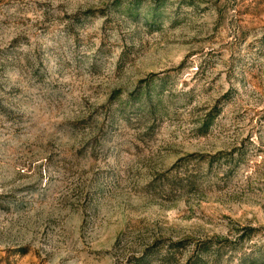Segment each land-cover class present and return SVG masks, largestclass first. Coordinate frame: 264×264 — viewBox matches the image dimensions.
Instances as JSON below:
<instances>
[{
    "label": "rangeland",
    "instance_id": "rangeland-1",
    "mask_svg": "<svg viewBox=\"0 0 264 264\" xmlns=\"http://www.w3.org/2000/svg\"><path fill=\"white\" fill-rule=\"evenodd\" d=\"M0 264H264V0H0Z\"/></svg>",
    "mask_w": 264,
    "mask_h": 264
}]
</instances>
